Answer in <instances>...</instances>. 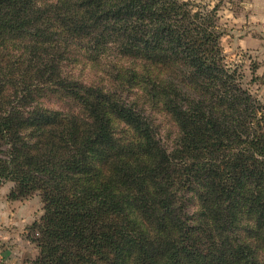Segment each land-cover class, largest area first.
<instances>
[{
	"label": "trees",
	"instance_id": "obj_1",
	"mask_svg": "<svg viewBox=\"0 0 264 264\" xmlns=\"http://www.w3.org/2000/svg\"><path fill=\"white\" fill-rule=\"evenodd\" d=\"M215 9L0 0V187L43 202L28 264H264V101Z\"/></svg>",
	"mask_w": 264,
	"mask_h": 264
},
{
	"label": "rangeland",
	"instance_id": "obj_2",
	"mask_svg": "<svg viewBox=\"0 0 264 264\" xmlns=\"http://www.w3.org/2000/svg\"><path fill=\"white\" fill-rule=\"evenodd\" d=\"M195 1L216 8L224 62L237 67L243 86L264 101V0ZM96 72L100 76L97 69L84 70L78 65L74 75L97 78ZM154 115L164 144L170 146L176 132L174 124L164 113L155 112ZM13 187L11 180L0 187V264H28L38 253L29 236L31 224L43 214V202L38 192L12 198ZM189 203L192 210L195 205Z\"/></svg>",
	"mask_w": 264,
	"mask_h": 264
}]
</instances>
